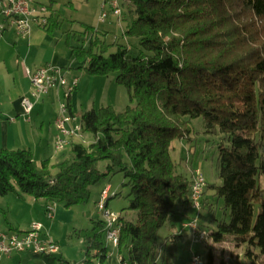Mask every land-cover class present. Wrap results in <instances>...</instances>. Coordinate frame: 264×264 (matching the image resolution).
Masks as SVG:
<instances>
[{
    "label": "trees",
    "instance_id": "16d2710c",
    "mask_svg": "<svg viewBox=\"0 0 264 264\" xmlns=\"http://www.w3.org/2000/svg\"><path fill=\"white\" fill-rule=\"evenodd\" d=\"M120 5L133 16L125 32L139 38L137 55L128 45L108 55L109 45L97 35L88 47L66 43L74 58L87 60L89 73H117L131 104L122 111L108 105L85 112L81 125L92 141L72 142L69 155L55 165L45 160L38 167L28 149L1 148L0 198L26 194L44 198L48 206H72L87 201L94 184L119 171L130 189L128 208L138 211V222L118 213L120 264H174L179 245L193 243L207 247L205 264H264V0H123ZM47 6L51 12L41 26L53 34L61 17L52 3ZM196 119L216 138L220 181L206 183L199 211L191 198L196 170L186 174L171 154L173 139L196 142ZM103 160L109 161L106 172L99 167ZM212 199H223L222 216ZM207 207L214 229L200 222ZM196 215L199 230L208 233L202 241H194L183 226ZM95 224L84 233L87 257L78 264H106V223ZM166 225L170 232L161 240ZM224 239L241 253L225 256L208 244ZM194 254L202 264L201 255Z\"/></svg>",
    "mask_w": 264,
    "mask_h": 264
},
{
    "label": "rangeland",
    "instance_id": "374dc122",
    "mask_svg": "<svg viewBox=\"0 0 264 264\" xmlns=\"http://www.w3.org/2000/svg\"><path fill=\"white\" fill-rule=\"evenodd\" d=\"M104 1L105 0H31L30 3L31 6L38 7L37 9L46 6L47 12L45 16L49 15L51 12L47 4H53V7L61 17V25L56 30V35L60 39L58 47L59 50L67 52V54H70L72 51L70 46L66 43L68 39L74 46H82L85 44L88 47L90 38L97 35L102 41H105L109 45L108 55L117 51L120 45H128L132 50V54L137 55L140 52L139 38L125 32L133 21V16L130 14L127 5H121L122 15L119 16L113 10L111 0H108L105 8L108 16L102 21L101 15L104 11ZM118 1L120 4L123 2V0ZM87 27L90 29L86 35L84 31ZM74 69L73 71L79 77L78 85L70 92V96L78 92L79 104H81L80 109L83 110L80 112L85 113L91 109L98 110L108 105L114 106L117 111H122L127 105L131 104L127 87L116 80L117 73L114 72L107 76L91 74L84 66ZM67 78L69 77L67 76ZM65 90L69 92L68 88H65ZM63 100L66 102V96H62V101ZM59 103L60 102H58V104ZM78 117L81 121V116L79 115ZM193 123L195 129L199 132V134H197L198 139L192 144H188L183 139H173L171 143L173 146L171 151L172 157L176 161H182L181 169L186 174L189 175L192 170H200L206 179V183L212 184L220 182L217 177L216 168L218 153L216 147L212 146V140L216 138L205 132L206 128L199 119L194 120ZM84 136L86 139H93V135L88 132H84ZM69 153L70 151L68 150L65 156H68ZM108 164V160L101 161L99 164L100 170L106 172ZM52 171L56 172L57 168H52ZM125 180L123 172H111L90 188V196L87 201L72 206H65L61 202H51L50 206L52 207L59 205L64 207L65 210L70 211L74 223L67 225L64 231L61 225V228L53 232L59 236V238L61 237V239L57 241L47 234L51 240L57 243L59 247L57 253L51 256L44 254L29 255L39 259H48V264H78L83 261L87 257L88 250V243L84 233L91 231L93 227L96 226L95 221L103 219V210L101 211L98 207L101 201L104 202L108 210L117 214L122 213L127 219L138 222V211L128 208V194L130 189L124 185ZM108 184L111 185V197L107 200L106 205V200L103 198V190ZM116 192L119 193V196L112 197ZM211 194L212 190L210 189V197ZM211 201L214 203V208L217 210L216 214L218 217L222 216L224 206L223 199H212ZM193 212L195 213V211ZM212 214L213 213L208 207L202 209L200 213V222L207 230L215 228V223L211 221ZM7 215L9 216L8 212L5 213V211L0 210V227L2 230L6 232L20 230L18 227L8 229ZM25 216L24 213H19L17 211L11 215L14 220H20ZM169 232V226L166 225L162 227L159 231V238L161 240L164 239ZM208 244H210L218 254L224 253L225 256L231 252L241 253L242 251L234 241L228 239L219 242L210 240ZM106 246L109 250L108 257L111 256V252H114L113 257L119 256L118 250L113 247L112 243L106 242ZM192 252L200 254L202 257V264H205L207 247L199 243H193L191 248L179 245L174 264H191ZM106 264H109V258H107Z\"/></svg>",
    "mask_w": 264,
    "mask_h": 264
},
{
    "label": "crops",
    "instance_id": "0c3cea01",
    "mask_svg": "<svg viewBox=\"0 0 264 264\" xmlns=\"http://www.w3.org/2000/svg\"><path fill=\"white\" fill-rule=\"evenodd\" d=\"M5 1L0 0V149H28L32 151L34 162L38 167H41L45 160L55 165L68 150L70 151L72 142L92 141V139H86L83 132V138L72 137L62 152H58L55 147L59 133L56 121L60 104L64 102L62 96H66V103L72 112L73 118L70 124L75 126L81 124L78 116L82 117L84 114L80 112L83 110L80 109L79 95L76 92L70 96L65 87H55L36 98L32 96V83L26 69L52 64L65 70L64 74L69 77L68 79H73L79 78L73 71L74 68L84 66L87 60L79 61L73 58L71 53L67 54L59 50L60 39L56 31L51 34L34 20L26 35L17 34L15 26L2 13ZM53 10L56 11L54 7ZM3 24L4 28H1ZM24 97H29L34 103L30 114H24L22 105ZM107 187L110 189V194L111 185L108 184L105 189ZM9 194L0 198V210L9 213V216L7 215L8 229L18 227L20 229L18 231H25L30 228L32 222L38 221L43 224L44 233L57 241L61 237L59 238L53 232L61 228V225L64 231L67 225L74 223L71 212L59 205L52 207L49 216L47 201L44 198L36 199L26 194ZM16 211L26 216L20 220H14L11 215ZM112 245L118 250V246ZM29 254L36 255L29 251L16 252L4 257L0 264L49 263L48 259L35 258ZM113 254L114 252H111V256L108 257L109 264H120V257L118 255L113 257Z\"/></svg>",
    "mask_w": 264,
    "mask_h": 264
},
{
    "label": "built area",
    "instance_id": "2783aa9c",
    "mask_svg": "<svg viewBox=\"0 0 264 264\" xmlns=\"http://www.w3.org/2000/svg\"><path fill=\"white\" fill-rule=\"evenodd\" d=\"M104 1L103 13L101 20H105L108 16L106 8V2ZM31 0H6L3 6L2 13L9 20V22L15 26L16 32L19 35H26L30 31L32 20L45 25L48 22L45 13L47 7L31 6ZM112 8L119 16L122 14V10L119 2L111 0ZM42 13V14H39ZM4 28V24L1 25ZM30 76L32 83V96L38 98L43 94L49 92L50 89L55 87H65L68 91L72 92L78 85V78L74 77L69 80L64 71L57 66L47 64L35 69H26ZM24 114H30L33 109V101L29 97L23 98ZM59 116L57 118V127L59 133L56 137L55 147L58 151H63L65 148H61V141H70L72 137L83 138L82 125L71 126L70 122L73 118L72 112L68 104L61 103L59 107ZM195 196L192 198V207L199 211L201 204H199V196H202L204 188L206 186V179L200 170L194 172L193 177ZM109 187L105 189V192L109 191ZM52 206H48V215H51ZM118 214L110 210V215L107 219H104L105 223L108 221H115ZM184 227L189 228L196 241V236L199 232V217L196 215L193 219L183 224ZM106 241L112 243V236H114V230H106ZM59 247L57 243L51 240L47 234L43 231V224L41 222H33L28 230L6 232L0 227V261L4 257L11 256L16 252L29 251L34 254L50 255V253H57ZM199 255L194 254L192 256L191 264H197Z\"/></svg>",
    "mask_w": 264,
    "mask_h": 264
},
{
    "label": "bare ground",
    "instance_id": "6f19581e",
    "mask_svg": "<svg viewBox=\"0 0 264 264\" xmlns=\"http://www.w3.org/2000/svg\"><path fill=\"white\" fill-rule=\"evenodd\" d=\"M115 2H119L118 0H115ZM121 7V5H120ZM122 10V8H121ZM70 93V91L68 92ZM64 104H68L66 102H64ZM70 143V141H61V148H66V146ZM109 191L105 192V190L103 191V198L106 200V196H108ZM195 196V189H194V183L192 184V189H191V197ZM201 198L202 196H199V204H201ZM106 204V203H105ZM99 209L102 211V215H103V220L107 219V217H109L110 215V210H108L106 208V206L104 205V202L101 201L99 203ZM117 220L118 217H116V228H115V221H108V223H106V230H114V236H112V244H114L115 246H118L119 243V238H120V228L117 224ZM208 236V233L206 231H201L199 232L198 236H196V241H202L207 239L206 237ZM193 240H194V236H193ZM55 254V253H50V255ZM197 264H201V259L199 256V260H197Z\"/></svg>",
    "mask_w": 264,
    "mask_h": 264
}]
</instances>
